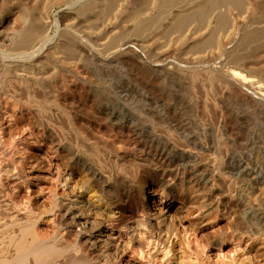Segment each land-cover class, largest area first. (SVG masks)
<instances>
[{"label":"bare ground","instance_id":"bare-ground-1","mask_svg":"<svg viewBox=\"0 0 264 264\" xmlns=\"http://www.w3.org/2000/svg\"><path fill=\"white\" fill-rule=\"evenodd\" d=\"M165 1L168 5V2H173V0H160L159 3L162 5ZM205 1L208 0H183L182 3L185 6L193 7ZM231 1L234 2V0ZM235 1H237L236 3L240 2V0ZM51 2L49 1L48 5ZM241 2L243 1L241 0ZM57 3L61 2L58 0ZM252 3L254 4V2ZM40 4L43 7L41 0H0V194H2L0 196V264H208L205 256L206 245L201 240L205 242L209 240L206 243H214L219 240L222 243H228L229 238L226 237L229 236H223L224 233H221L225 227L223 225L225 221L221 223L222 219L214 220V214L218 208L216 209L215 205L211 204L213 199L212 201L207 199L209 203L203 194V196L200 195L203 190L201 189L202 191L199 192V188H195L202 182L212 181L211 175H213L204 164L203 166L206 168L203 170L202 165L198 162V153L195 147L200 146V141L196 139L191 141L187 138L188 142L195 147L188 146V149H181L172 141L173 138L169 139L154 130L155 121L144 123L140 130V128H133V124L121 123L120 120H114V123L122 127L120 130L128 128L131 132L129 139L133 140V151H126L125 145L122 149L115 147L117 145H112L111 141L110 144L107 141V143H103L92 139L88 135L89 133L87 134V127H85L88 116L86 100L89 99L87 98L89 94L86 88L88 80L86 77H88V59L91 56L88 31H86L85 25L88 15L85 9H79L77 12H68V10L66 12L65 10L61 16L62 28L58 34L52 36L53 27L57 24L53 20V11L46 10L48 5L41 8L42 10L46 8V11H42ZM166 4L164 6L168 7ZM249 4H251L250 1ZM225 5L228 7V4ZM241 5L243 4L241 3ZM252 7L254 8V6ZM261 7L259 6L262 13H259L262 14V28H264V0H262ZM254 10L256 13L257 10L255 8ZM207 12L209 13V10ZM137 14L134 17V19L136 18L135 24L136 20H139ZM239 16L235 19V23L233 22L234 26L241 21L240 17L242 18V16ZM71 17L73 20L67 22ZM139 18L142 17L139 16ZM242 20L245 19L242 18ZM140 21L138 22L140 23ZM185 22L189 21L185 20ZM147 23L149 24L150 21ZM243 23L246 22L243 21ZM139 25L141 26V24ZM143 25L142 27H144ZM146 26L147 24H145ZM241 26L243 28L242 24ZM145 27L143 30L146 29ZM147 29L150 31V28ZM181 29L183 30V28ZM262 30L264 31V29ZM153 31L156 32V30ZM252 31L250 32L252 33ZM256 31V33L253 31L255 36H260L258 31L261 30ZM250 32L249 39H252L254 36L251 37ZM257 33L259 34L257 35ZM189 38H193V36L190 35ZM229 38L227 36V41ZM245 39H248V36ZM117 40L118 38L115 41ZM249 41L251 43V40ZM249 41L247 42L249 43ZM247 42L245 41V43ZM257 42L260 43V41ZM262 42H264V38ZM175 45L177 44L175 43ZM253 45L252 43L251 46ZM260 46L262 48L264 45ZM174 48L172 49L174 50ZM182 48L180 49L183 50ZM225 48L224 51H226ZM177 50L178 48L176 54ZM262 50L264 49L262 48ZM262 50L260 49V52ZM252 51L255 56L251 57L258 58L256 55L259 50L256 52L255 49H252ZM236 54L240 55L241 53L236 52ZM261 54L258 55L262 56L263 60L264 54ZM242 55L245 57V53ZM237 57L236 59H241V57ZM259 60L257 61L259 62ZM245 63L248 65L247 61ZM250 66L252 67V64ZM257 66H255V71H257ZM258 70L264 71L259 68ZM232 74L234 78L239 79L240 85L244 84L246 80L248 81V77L241 70H232ZM68 75L74 76L83 85L82 96L79 101L77 99L76 104L73 103V106L72 103H70L71 106L63 104L55 88L57 79L68 77ZM109 112L112 119L119 116V111L115 109ZM31 116L34 117V120ZM42 124L45 127L46 136L38 133ZM145 130L150 131L149 135H144L143 131ZM169 131L171 132V129ZM119 145L123 147L121 143ZM181 162L182 164L188 162L186 165L189 167V172H187L189 180L187 184L184 183L186 186L182 185L183 187L178 184L180 179L177 177L178 175L173 174L176 168H171ZM222 163L221 165H223ZM35 169L39 172L45 171L46 175L49 174L48 176L54 180L51 185L53 204L50 210L43 205L38 211H35L31 206H24L23 209L22 205L21 208L15 202L12 204L13 202L7 198L9 187L16 190L22 184L30 187L32 184L42 183L40 176L34 174ZM77 171L78 175L76 176ZM48 176H46L47 179L50 178ZM5 181L8 182L5 183ZM50 184L52 183L50 182ZM200 185L203 186V184ZM180 192L182 193L180 199L186 205L202 210L201 223L205 222V224L203 228L199 226L205 231H203L204 233L207 230L206 240L202 236L200 241L195 238L197 243L195 240V243L192 242L189 234L190 226L180 224V212H177L171 204L163 206L153 200L156 195H160L161 199L169 197V200H174ZM215 194L214 196H216ZM28 203L30 202L26 204ZM200 210L197 211L200 212ZM213 210L212 217L210 213ZM204 211L205 213L207 211V214L204 215ZM241 214H245L247 219L250 214L255 216L257 211L246 208L245 213ZM241 217L239 220H242ZM230 223L232 222L230 221ZM42 224H48L54 233L49 234V230L41 231ZM238 225L240 226L242 223ZM244 225L246 224L244 223ZM208 228H212V230ZM225 228L228 230L227 227ZM224 232L227 234L226 231ZM235 258L229 261L222 259V264L247 263L245 262L246 258H244L245 261Z\"/></svg>","mask_w":264,"mask_h":264},{"label":"rangeland","instance_id":"rangeland-1","mask_svg":"<svg viewBox=\"0 0 264 264\" xmlns=\"http://www.w3.org/2000/svg\"><path fill=\"white\" fill-rule=\"evenodd\" d=\"M49 1L51 2V0ZM49 1L41 0L43 7H46ZM54 1L52 0L54 3H49L47 9L44 8L43 10L40 4L42 11H53L55 18L53 20L57 24L53 27L52 36H55L61 30V16L65 13V10L66 12L67 10L68 12H77L79 9H85L88 15L85 25L87 27L86 31H88L91 56L88 59V77H86L88 79L86 88L89 94L87 96L89 99L86 100V103L88 102L87 123L85 122V125L87 124L85 126L87 127V129L85 128L87 134L89 133L88 135L92 139L103 143H110L111 141L112 145H117L115 147L123 149L126 146L127 148L124 149L131 152L134 149L133 140L129 139L131 132L128 128L120 130L122 127L116 125L114 120H120L121 123L129 122L133 124V128H140V130H142L144 123L155 121L154 130L162 136L169 137V139L173 138L172 141L181 149L194 146L188 140L193 141L196 139L200 141L199 147L194 146L198 153V162L202 165L203 170L207 167L216 176L211 175L212 181L202 182L200 184H203V186L199 184L195 188H199V192L201 189L205 190L204 192L201 190L202 193L199 194L204 195L206 200L210 199L209 201H212L213 199L211 204L215 205L214 207L218 210L213 208L216 210L215 214L213 210L210 216L213 213L215 215L214 220L216 218L218 220L222 219L221 223L225 221L223 225L228 230L224 227L221 233H224L223 236H229L226 237L229 238L228 243H222L221 240L206 243L209 240L206 242L201 240L203 237H205L204 240L207 239L205 236L207 230L206 233L202 230L205 224V222L201 223L202 210L186 205L180 199V197L182 198L181 192L174 200H169V197L161 199L160 195L154 196L153 200L163 206L171 204L177 212H180V224L190 226L189 234L192 242L196 241L195 238H197V241L201 240L206 245L205 256L208 264H222L224 260L229 261L235 257L240 261L246 258L247 260H244L247 262L246 264H264V71L258 70V68L264 69V58L262 60V56L259 57L261 53L264 54V50H262L264 46L262 48L260 46L264 45L262 44L264 43L262 42L264 38L261 14L262 0H259L258 3L257 0H242L243 2L240 0L239 3L234 0L235 4L231 0H208L205 1L206 3L202 2L193 7L185 6L182 3L183 0H180V2L179 0L168 2L172 1L168 0L169 5L166 4V1L161 5L160 0H59L61 3H57L58 0ZM249 1L251 4H249ZM219 2L224 4L221 5ZM165 4L168 7L164 6ZM176 4L180 6H176ZM225 4H228V7ZM252 6L258 12L254 13L255 10ZM205 10L206 12L209 10V13L204 12ZM136 14L138 21H141L139 23L136 20L135 24L136 18L134 19V17H136ZM237 14L238 16L241 14L240 16L245 20H242L239 16L241 21L234 26L235 19L238 17ZM255 14L258 16H254ZM139 16L142 18H139ZM71 20H73L72 17L67 22ZM185 20L189 22L186 23ZM149 21L152 24L149 23L150 26L147 23ZM243 21L246 23H243ZM138 24H141V26H138ZM145 24H147L146 27ZM153 24L156 25V28ZM142 25L146 29L150 28V31L149 29L143 30ZM245 27L246 29H244ZM153 30H156V32ZM252 30L254 33L257 32L256 30H261L258 32L262 38H259V33L256 37ZM249 32L252 34L251 37L254 36L252 39H249ZM190 35L193 38H189ZM244 35L246 38L248 36V39H245ZM227 36L228 38L231 37L229 41H227ZM117 38L119 41H115ZM242 38L243 40H241ZM244 40L246 42L251 40V43L250 41L245 43ZM256 40L262 43L260 44ZM254 42L257 43L256 46ZM227 43L229 44L227 45ZM252 43L253 46H251ZM178 45L180 46L177 47ZM239 46L241 47L239 48ZM177 48L179 51L177 50L178 53L176 54ZM224 48L226 51H224ZM249 48H251V51H249ZM252 49L258 51H256L258 58L251 57L255 56ZM260 49L263 52H260ZM235 51L241 53V56L237 55ZM243 52L245 57L242 55ZM236 57H241V59H236ZM246 58H249V61ZM253 59L255 60L253 61ZM239 60L242 61V64ZM246 61L248 65H245ZM256 61L258 64H255ZM251 64L254 68L250 66ZM255 66H257V71L254 70L256 69ZM232 70H241L248 77V81L246 80L244 84L240 85L239 79L234 78ZM65 76L57 79L58 82L55 84L56 93H58L63 104L71 106L70 103H72L73 106V103L76 104L77 99L79 101L82 96L83 85L74 76ZM94 95H97V99ZM113 109L119 111V116L112 119L109 111ZM32 119L34 120V117ZM40 127L38 133L46 136L43 124ZM143 133L149 135L150 131L145 130ZM118 143H121L123 147ZM228 145H231L230 148ZM217 155L219 156L217 157ZM229 155L231 156L229 157ZM227 158L228 160H226ZM218 160L219 162L216 163ZM186 163L188 165V162H183V164L181 162L179 165H174L176 167H171L176 168L173 174L178 175L177 177L180 178L178 184L181 187L185 182L187 184L189 180V173H187L189 167ZM220 167H222V172ZM34 174L40 176L39 178L42 179L41 184H32L30 187L22 184L23 186L21 185L16 190L9 187L7 198L10 202H13L12 204L22 205L23 209L26 206H31L35 211H38L40 206L43 205L50 210L53 204L51 185H53L54 180L51 176H48L49 174L46 175L45 171L39 172L35 169ZM45 175L50 177L48 178L49 181ZM185 184L184 186H186ZM40 185L43 187L41 188ZM208 188L209 190H207ZM209 191L211 192L209 193ZM27 202L30 203L26 204ZM176 206L178 207L176 208ZM178 208L179 210H177ZM246 208L257 211V216L261 215L258 217L255 215L256 219L255 216L250 214L249 218L246 219L245 214H241L245 213ZM197 210H200V212ZM205 214H207V211L206 213L204 211ZM240 216H242L241 222L239 220ZM221 223L220 225H222ZM241 223L243 226L240 225V227L238 224ZM225 224L229 225L226 226ZM199 225L202 227L201 229ZM40 230H49V234L54 233L48 224H42ZM234 264L236 263L234 262Z\"/></svg>","mask_w":264,"mask_h":264}]
</instances>
